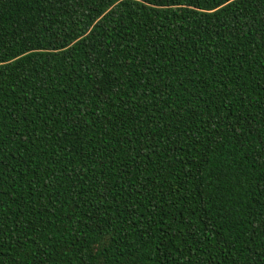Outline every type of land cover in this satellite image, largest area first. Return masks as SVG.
<instances>
[{
	"label": "trees",
	"instance_id": "obj_1",
	"mask_svg": "<svg viewBox=\"0 0 264 264\" xmlns=\"http://www.w3.org/2000/svg\"><path fill=\"white\" fill-rule=\"evenodd\" d=\"M0 264H264V0H0Z\"/></svg>",
	"mask_w": 264,
	"mask_h": 264
}]
</instances>
